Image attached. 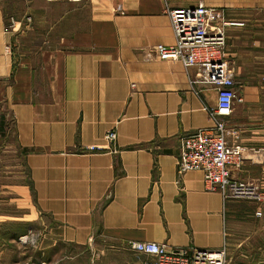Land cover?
Masks as SVG:
<instances>
[{
    "label": "crops",
    "instance_id": "crops-1",
    "mask_svg": "<svg viewBox=\"0 0 264 264\" xmlns=\"http://www.w3.org/2000/svg\"><path fill=\"white\" fill-rule=\"evenodd\" d=\"M199 3L243 23L225 47L230 142L244 148L231 178L264 195V0H0V242H17L19 221L28 233L36 209L43 250L104 242L124 256L135 242L227 251L237 241L244 264H264V235L238 233L264 227L262 206L223 202L200 172L176 170L180 138L212 126L203 108L216 91L151 50L174 44L168 11Z\"/></svg>",
    "mask_w": 264,
    "mask_h": 264
},
{
    "label": "built area",
    "instance_id": "built-area-1",
    "mask_svg": "<svg viewBox=\"0 0 264 264\" xmlns=\"http://www.w3.org/2000/svg\"><path fill=\"white\" fill-rule=\"evenodd\" d=\"M45 1L55 3L77 0ZM167 14L174 44L154 46L151 50L154 57L161 61L178 62L185 69H196L197 77L190 80V85L199 84L216 91L215 106L203 108L212 126L180 138L177 174L198 171L202 174L205 191L218 192L223 202L228 199L254 201L262 206L255 212V216L263 217L264 195L255 194L253 188L231 178V172L239 171L242 166L244 148L230 142L233 132L227 119L232 114L236 97L225 47L228 29L242 27L243 23L229 20L222 9L207 7L202 3L193 8L168 11ZM103 140L107 145L112 144L116 140L115 132L106 133ZM86 150L100 152L107 149L90 146ZM128 248L133 255L145 258L140 264H226L225 248L218 251L169 250L153 242L130 243Z\"/></svg>",
    "mask_w": 264,
    "mask_h": 264
},
{
    "label": "rangeland",
    "instance_id": "rangeland-1",
    "mask_svg": "<svg viewBox=\"0 0 264 264\" xmlns=\"http://www.w3.org/2000/svg\"><path fill=\"white\" fill-rule=\"evenodd\" d=\"M226 59L228 60L227 56ZM18 234L16 237L17 242H0V248L7 251L6 258L1 259L0 264H10L9 250L10 245H12V257H13V247L17 246V261L18 264H135V259L131 253L124 256L113 253L109 245L104 242H95L90 245L76 246L71 244L59 243L51 249L43 250L40 246L39 239L42 234V216L34 210L33 226L28 229V233L23 223L20 221L17 224ZM32 228L33 233L29 235ZM236 232H237V228ZM258 233L264 235V227L257 222L252 223L250 226L238 227V233L245 235L249 233ZM7 234L9 235L8 231ZM231 240L233 239L234 230L233 227L229 231ZM32 235V236H31ZM3 237H6L3 235ZM228 238V239H229ZM238 240V239H236ZM230 249L226 251V264H244L246 256L240 254L239 248L237 246L239 243L236 241L232 243ZM247 242H242V248ZM244 249V248H243ZM248 264V263H246Z\"/></svg>",
    "mask_w": 264,
    "mask_h": 264
}]
</instances>
